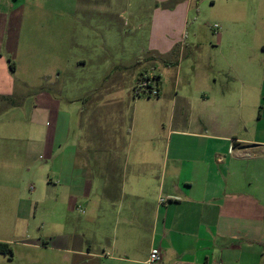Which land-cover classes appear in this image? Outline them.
I'll list each match as a JSON object with an SVG mask.
<instances>
[{"label":"crops","instance_id":"0c3cea01","mask_svg":"<svg viewBox=\"0 0 264 264\" xmlns=\"http://www.w3.org/2000/svg\"><path fill=\"white\" fill-rule=\"evenodd\" d=\"M191 1L180 0L178 4L186 9ZM222 1L227 10H238L236 16L228 13L229 16L247 21L242 5L248 0ZM257 1L258 7L264 10V0ZM102 3L103 0H0V110H6L7 99L17 96L16 74L48 76L65 66L69 37L64 36L60 24L66 21L68 25L69 17L65 15L80 8L101 11ZM228 18L221 16L214 22L217 28L209 25L212 32L221 31L216 33L219 40L229 35ZM188 24L189 21H159L158 42L149 46L148 58L162 66L161 71L154 66L157 72H150L158 78L160 86L163 71L173 70L175 77L178 76L179 61L188 51L184 34ZM152 26L153 22L150 31ZM44 29H47L46 34H41ZM30 30L39 33L29 36ZM261 30L264 37V22ZM80 46L93 51L86 57L100 56L95 44L88 47L84 41ZM262 48L264 50V46ZM174 49L176 55L172 54ZM36 58L48 59L46 65L36 63ZM80 64H87L86 59ZM112 67L111 74L124 73V65ZM236 70L238 78L234 79L244 85L246 69ZM147 72L141 67L132 72V88L136 79ZM120 77L123 78V74ZM193 78L196 80L193 96L176 92L173 98L165 100L170 103L162 115L148 116L139 105L129 117L128 127L120 125L121 116L115 112L118 110L116 98L110 96L89 104L91 108L95 106L89 112L84 111L83 105L78 111L79 126L86 130L93 118H97L99 122L95 127L110 132L104 134L102 145L89 149L82 146V134L74 143L67 142L68 113L59 99L45 92L48 88L40 89L38 95L47 96V105L37 112L41 110L46 119H51L52 131L46 143L36 138L38 144L29 146L25 154L26 157L33 155L35 166L42 169L49 163L46 160L45 165L40 164L49 147L52 159L49 165L56 179L50 178L47 186L61 189L63 201L66 198L67 201L78 198L84 201L81 220L84 225L73 233L60 228L46 236L38 235L31 223L36 200L13 193L19 184L6 177L16 166L0 163V242L10 247L9 252H0V264H149L151 249H157L162 255L161 262L152 264H216L219 261L264 264V142L241 149L253 141L227 135L215 124L210 125L212 121L207 119L209 115L204 109L193 112V102L206 105L215 97V80L208 70L195 68ZM260 84L258 77L252 91H257ZM162 91L160 87L157 101ZM136 96L140 95L133 89L134 106ZM221 99L225 100L224 93ZM18 107L19 104L12 106ZM94 109L101 114L92 115ZM156 123V128L150 126ZM102 124L113 128L104 129ZM20 133L11 129L0 132V138ZM24 134L32 139L38 133L29 130ZM92 152L118 157L116 168L120 169L121 176L118 181L113 179L116 184L102 174L101 178H90L87 158L79 155ZM30 168L29 165L27 169ZM22 179L20 174L19 182ZM54 193L56 195L55 190ZM92 225L96 228L92 229Z\"/></svg>","mask_w":264,"mask_h":264},{"label":"rangeland","instance_id":"374dc122","mask_svg":"<svg viewBox=\"0 0 264 264\" xmlns=\"http://www.w3.org/2000/svg\"><path fill=\"white\" fill-rule=\"evenodd\" d=\"M212 1L192 0L186 9H182V6L178 4L180 0L169 2L103 0L101 11L72 9L70 15L69 13L65 15L69 17L68 25L66 21H60L61 28L62 26L64 28V36L69 37L65 62H63L65 66L60 72L48 76L40 73L37 75H26L21 72L16 74L14 80L17 82V96L11 97V100L7 99L4 103L6 110H0V132L15 129L21 133L5 134L0 138V163L16 166L9 170V175L6 177L8 180L12 178L19 184L13 193L36 200L37 206L32 210L31 223L33 229L38 230V235L46 236L50 232L60 231V228L70 233L79 231L84 225L81 220L85 210L84 201L81 198L72 201H67L66 198L63 201L61 189L47 186L50 178L56 179L49 165L52 159L48 146L47 150L45 149V157L40 163L45 165V161L48 160L46 167L43 166L41 169L38 165L35 166L33 155L26 157V149L38 144L36 138H41L42 142L46 143L52 131L51 119H46L43 111L37 112L39 108H43V105H47L45 100L47 96L38 95L43 87L49 90L45 92H51L52 97L60 100L61 107L68 113L67 142L74 143L78 135L82 134L84 136L82 146L89 149L96 144L102 145L105 141L104 134L110 133L105 132L109 131L106 128L111 125L102 124L106 129L102 131L99 126L95 127L99 121L93 118L94 121L87 126L88 129H82L78 122V111L83 105L84 111L89 112L91 108L89 104L97 103L110 96L116 98L117 104L114 106L118 109L115 112L122 119L120 125L128 127L129 117L134 113V108L139 105V109L148 116L162 115V111H166L170 103L165 100L173 98L176 92L193 96L196 85V80L193 78L194 69L199 70V67H202L203 70H208L215 80V97L206 105L193 102L192 111L197 112L200 109L207 111L209 115L207 119L212 121L210 125L215 124L227 135L232 134L236 138L253 141L248 144L264 142V50L262 48L264 37L261 30L264 10L258 7L257 0H248L245 5L244 3L242 5L247 21H240L232 17L236 16L237 8L227 10L222 0H216L215 3ZM221 16L229 17L230 32L219 40L216 33L221 31L212 32L209 25L219 21ZM159 21H189L184 33L187 36V55L179 61L177 77L173 70L163 71L161 86L160 82L158 83L159 88L163 87L161 99L157 101L158 96V98L145 95L137 98L136 96L138 100L134 106L132 72L141 67L150 73L154 70V66L157 70H162L161 64L155 59L148 58L149 46L158 42L156 36L159 35ZM151 22L153 26L150 31ZM45 30L47 29H44V32L40 31L41 34H46ZM27 33L32 36L39 31L30 30ZM193 33L196 34L195 37ZM193 38L196 41H193ZM84 41L88 47H94L93 44H95V49L99 51L100 56L86 57L93 51L80 46ZM83 58L87 61L85 65L80 64ZM47 60L46 58L35 59L39 65H44ZM116 64L125 66L124 73L111 74L112 66ZM236 68L246 69L243 75L244 85L239 79H234L237 77ZM259 68L261 70L258 73L256 70ZM121 74L125 78L120 77ZM260 76L263 77L262 80ZM258 77L261 84L254 92L252 84ZM111 87H114L113 90L108 89ZM221 93L225 94V100L221 99ZM16 104H19V107L12 108ZM35 106L38 108L35 109ZM102 107L101 105L100 108L103 109ZM91 113L94 116L101 114L95 109ZM161 118L167 123L164 117ZM35 119L43 122L36 123ZM148 119L152 121L151 118ZM46 121L49 123L47 124ZM152 124H150L151 127H157V123L154 126ZM29 130L36 131L37 136L29 139L28 135L24 134ZM116 131L118 133V130ZM250 152L252 153L251 150ZM79 156L87 158L88 171L92 174L90 178L98 179L102 174L104 178L111 179L115 184L120 179L121 171L116 168L117 156L108 153ZM29 165L30 170L27 169ZM20 174L23 176L21 182H19ZM8 193L12 194L10 191ZM80 208L83 211H80ZM91 228L96 227L92 225Z\"/></svg>","mask_w":264,"mask_h":264},{"label":"built area","instance_id":"2783aa9c","mask_svg":"<svg viewBox=\"0 0 264 264\" xmlns=\"http://www.w3.org/2000/svg\"><path fill=\"white\" fill-rule=\"evenodd\" d=\"M218 25L214 24L213 28H217ZM134 92L137 95H145L147 97H157L160 94V88L158 86V78L154 74L144 73L137 79L134 85ZM162 260V255L157 249H151L147 262L149 264L159 263ZM216 264H223L221 261Z\"/></svg>","mask_w":264,"mask_h":264},{"label":"trees","instance_id":"16d2710c","mask_svg":"<svg viewBox=\"0 0 264 264\" xmlns=\"http://www.w3.org/2000/svg\"><path fill=\"white\" fill-rule=\"evenodd\" d=\"M172 54L173 55H176L175 54V49L174 50H172ZM176 58V57H175ZM176 60H177V58H176ZM176 60L174 61V63H176ZM140 76H142V74L140 75ZM139 76V77H140ZM11 100V99H10ZM10 251V247L6 244V243H4V242H0V252H2V253H7V252H9Z\"/></svg>","mask_w":264,"mask_h":264},{"label":"water","instance_id":"95a60500","mask_svg":"<svg viewBox=\"0 0 264 264\" xmlns=\"http://www.w3.org/2000/svg\"><path fill=\"white\" fill-rule=\"evenodd\" d=\"M258 144H246V145H243L241 146L240 148L241 149H249V148H253V147H256Z\"/></svg>","mask_w":264,"mask_h":264}]
</instances>
